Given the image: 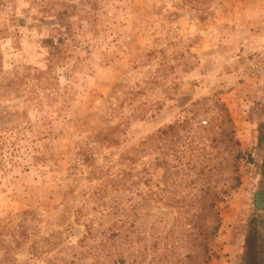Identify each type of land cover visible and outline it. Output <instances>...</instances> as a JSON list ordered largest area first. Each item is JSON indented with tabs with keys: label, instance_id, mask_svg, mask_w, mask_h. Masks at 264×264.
Segmentation results:
<instances>
[{
	"label": "rangeland",
	"instance_id": "374dc122",
	"mask_svg": "<svg viewBox=\"0 0 264 264\" xmlns=\"http://www.w3.org/2000/svg\"><path fill=\"white\" fill-rule=\"evenodd\" d=\"M263 164L264 0H0V264H264Z\"/></svg>",
	"mask_w": 264,
	"mask_h": 264
},
{
	"label": "crops",
	"instance_id": "0c3cea01",
	"mask_svg": "<svg viewBox=\"0 0 264 264\" xmlns=\"http://www.w3.org/2000/svg\"><path fill=\"white\" fill-rule=\"evenodd\" d=\"M263 170H264V164H263ZM254 201L257 206H261V207L264 206V185L262 190L256 193Z\"/></svg>",
	"mask_w": 264,
	"mask_h": 264
},
{
	"label": "trees",
	"instance_id": "16d2710c",
	"mask_svg": "<svg viewBox=\"0 0 264 264\" xmlns=\"http://www.w3.org/2000/svg\"><path fill=\"white\" fill-rule=\"evenodd\" d=\"M247 246H251L250 240L247 241Z\"/></svg>",
	"mask_w": 264,
	"mask_h": 264
}]
</instances>
